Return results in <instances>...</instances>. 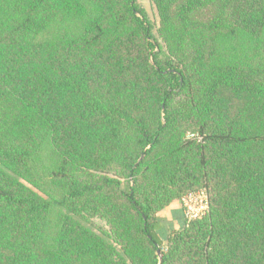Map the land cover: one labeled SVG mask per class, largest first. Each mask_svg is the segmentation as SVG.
I'll return each instance as SVG.
<instances>
[{"label": "trees", "instance_id": "trees-1", "mask_svg": "<svg viewBox=\"0 0 264 264\" xmlns=\"http://www.w3.org/2000/svg\"><path fill=\"white\" fill-rule=\"evenodd\" d=\"M153 2L0 0V264H264V0Z\"/></svg>", "mask_w": 264, "mask_h": 264}, {"label": "rangeland", "instance_id": "rangeland-1", "mask_svg": "<svg viewBox=\"0 0 264 264\" xmlns=\"http://www.w3.org/2000/svg\"><path fill=\"white\" fill-rule=\"evenodd\" d=\"M141 5L146 9L147 14L149 16V19L151 20V23L154 27V34L158 36V28L160 27V16L157 10V7L153 0H139ZM35 190L41 192L42 194H45L40 189L35 188ZM46 195V194H45ZM189 203V205L192 207V209L195 212L203 211L204 206V197L201 195H197L196 197H193L192 199L189 197V194H186L184 198L178 202H174L167 206L160 214V221L162 223V228L159 230V235L161 236V239L163 240V247L165 249L167 245V237L168 233L172 229H180L185 225L186 221V215H185V206ZM179 210H178V206ZM56 221V216L52 217L51 227L48 230V238L49 240L52 239V235L54 232V223ZM95 224H101L105 225L104 222L101 220H95L91 225L94 226Z\"/></svg>", "mask_w": 264, "mask_h": 264}, {"label": "built area", "instance_id": "built-area-1", "mask_svg": "<svg viewBox=\"0 0 264 264\" xmlns=\"http://www.w3.org/2000/svg\"><path fill=\"white\" fill-rule=\"evenodd\" d=\"M189 137H195L198 138V140H202V137L196 134H190ZM201 195L202 197H204V206H203V211H199V212H195L192 207L189 205V203L186 204L185 206V215H186V219H192L195 218L197 216H200L202 214H204L205 212L208 211L209 209V201H208V195L205 191H199V192H194V193H190L189 197L192 199L193 197Z\"/></svg>", "mask_w": 264, "mask_h": 264}, {"label": "water", "instance_id": "water-1", "mask_svg": "<svg viewBox=\"0 0 264 264\" xmlns=\"http://www.w3.org/2000/svg\"><path fill=\"white\" fill-rule=\"evenodd\" d=\"M159 256H160V258L162 257L160 252H159Z\"/></svg>", "mask_w": 264, "mask_h": 264}, {"label": "crops", "instance_id": "crops-1", "mask_svg": "<svg viewBox=\"0 0 264 264\" xmlns=\"http://www.w3.org/2000/svg\"><path fill=\"white\" fill-rule=\"evenodd\" d=\"M178 206V205H177ZM179 207H180V205L178 206V210H179Z\"/></svg>", "mask_w": 264, "mask_h": 264}]
</instances>
